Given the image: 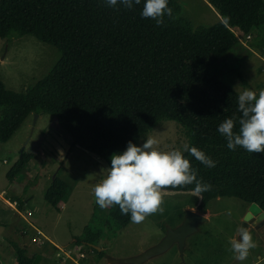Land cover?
<instances>
[{"label":"trees","instance_id":"trees-1","mask_svg":"<svg viewBox=\"0 0 264 264\" xmlns=\"http://www.w3.org/2000/svg\"><path fill=\"white\" fill-rule=\"evenodd\" d=\"M207 1L221 19L194 28L182 17L178 0H169L175 19L166 15L164 26L141 16L146 0L132 9L108 7L104 0H0V38L32 35L60 52L55 65L24 90L8 89L0 79V138L11 137L30 113H48L70 147L111 161L113 153H122L129 141L137 145L166 119L181 125L189 147L208 156L205 141L216 136L225 119L237 118L234 131L239 130V93L220 79V72L223 57L244 47L232 29L249 35L264 27V0ZM259 40L253 46L264 47V33ZM181 151L197 178L212 185L201 194L198 211L217 197L255 202L264 210V153L238 146L219 156L214 183L211 168ZM31 157L22 151L7 177L12 180ZM65 189L64 180L54 176L44 199L57 208ZM106 214L117 229L131 220L118 205ZM12 245L15 264L39 263V256Z\"/></svg>","mask_w":264,"mask_h":264},{"label":"rangeland","instance_id":"rangeland-1","mask_svg":"<svg viewBox=\"0 0 264 264\" xmlns=\"http://www.w3.org/2000/svg\"><path fill=\"white\" fill-rule=\"evenodd\" d=\"M178 3L182 17L194 28L208 27L221 19L207 0ZM232 30L244 47H235L223 57L220 79L238 93L250 89L258 94L264 90V47L252 44L260 41L264 27L253 30L251 38L237 27ZM59 58L56 46L32 35L0 38V79L8 89L24 90L42 78ZM148 137L159 140L158 147L163 151L181 150L186 144L184 131L174 120L160 121L137 145ZM205 143L208 156L215 162L231 151L220 133ZM22 151L35 156L10 180L7 173ZM110 166L108 159L79 146L70 147L67 134L48 113H30L11 137L0 138V264H15L13 243L39 256L38 264H132L113 259L140 254L160 242L168 229L179 225L187 209L198 211L200 197L195 192L164 190L163 214L149 216L142 224L130 220L117 229L114 220L107 219L108 208L97 205L93 192ZM54 176L66 184L57 208L44 199ZM211 179L218 182L217 163L211 168ZM4 199L16 205L10 206ZM20 202L21 207L17 205ZM248 208L249 204L235 197L211 200L204 212L199 211L206 220L186 237L182 253L173 244L141 264H264V233L254 222L247 230L258 246L244 261L230 251L229 240L239 239L238 229ZM228 210L231 217L226 215ZM22 228H26L25 236L20 233ZM37 230L47 237L40 236L39 243L31 239Z\"/></svg>","mask_w":264,"mask_h":264},{"label":"clouds","instance_id":"clouds-1","mask_svg":"<svg viewBox=\"0 0 264 264\" xmlns=\"http://www.w3.org/2000/svg\"><path fill=\"white\" fill-rule=\"evenodd\" d=\"M104 3L115 9L120 6L132 9L140 5L141 0H104ZM168 5L169 0H146L141 16L154 20L156 26H164L166 15L175 19ZM238 111L242 114L238 118V132L234 131L235 117L225 119L217 129L226 138L228 149L234 151L239 146L249 153H264V90L258 94L250 89L240 92ZM159 143L154 137H148L140 146L129 141L126 150L112 154L106 177L93 189L95 202L101 209L118 205L121 214H130L132 223L142 224L147 217L164 213L165 189L195 184L194 192L198 197L211 190V184L197 178V170L181 150L163 151ZM183 151L208 168L216 166V162L197 147L185 144ZM226 215L231 217V210ZM238 233L239 239L229 240L230 251L244 261L258 245L246 227L239 228Z\"/></svg>","mask_w":264,"mask_h":264},{"label":"water","instance_id":"water-1","mask_svg":"<svg viewBox=\"0 0 264 264\" xmlns=\"http://www.w3.org/2000/svg\"><path fill=\"white\" fill-rule=\"evenodd\" d=\"M204 220H206V217L199 211L187 209L184 220L176 227L168 229L167 233L160 242L136 256L123 259H113V261L141 264L148 258L164 252L173 244H177L180 253H182L186 237L196 230V225L199 222ZM261 220H264V210L261 209L255 202H252L249 204V208L242 219L241 227L247 228L250 223Z\"/></svg>","mask_w":264,"mask_h":264},{"label":"crops","instance_id":"crops-1","mask_svg":"<svg viewBox=\"0 0 264 264\" xmlns=\"http://www.w3.org/2000/svg\"><path fill=\"white\" fill-rule=\"evenodd\" d=\"M212 7V6H211ZM242 32V31H241ZM246 37H247V35H246ZM251 37H253L251 34H249V38H251ZM253 43H255V42H253ZM253 45V44H252ZM216 133H219L218 131L216 132ZM215 134V133H214ZM35 155H33L32 154V157H31V159L34 157ZM2 192H4V191H2ZM5 200V202L7 203V204H9L10 206H15L16 205V203H15V201L13 202V204H11L10 202H8V200H6V199H4ZM18 205V204H17ZM254 225L256 226V224L254 223ZM34 227V226H33ZM256 227H258L259 229H261V232H263L264 233V226H262V227H259V226H256ZM25 229L26 228H22L21 229V231H20V233H21V235L22 236H25L26 235V231H25ZM36 233V232H35ZM37 234H35L34 236H32V238L33 237H35ZM31 238V239H32ZM32 242H34V241H32ZM36 243H39V242H36ZM25 246V245H24ZM26 252H27V250H26ZM27 254L28 255H30L28 252H27ZM35 255V254H34ZM32 256V255H31Z\"/></svg>","mask_w":264,"mask_h":264},{"label":"built area","instance_id":"built-area-1","mask_svg":"<svg viewBox=\"0 0 264 264\" xmlns=\"http://www.w3.org/2000/svg\"><path fill=\"white\" fill-rule=\"evenodd\" d=\"M247 38H249V35H247ZM27 214H31V212L28 211ZM36 234H37V235H36L35 237L32 238V241H34V242H42L40 236H42V237L45 238V239L47 238V237L44 236V235L41 233V231H39V230H37V233H36ZM80 255L82 256L83 254L81 253Z\"/></svg>","mask_w":264,"mask_h":264},{"label":"flooded vegetation","instance_id":"flooded-vegetation-1","mask_svg":"<svg viewBox=\"0 0 264 264\" xmlns=\"http://www.w3.org/2000/svg\"><path fill=\"white\" fill-rule=\"evenodd\" d=\"M254 223L256 224V226H259V227L264 226V220H261V221H254Z\"/></svg>","mask_w":264,"mask_h":264}]
</instances>
